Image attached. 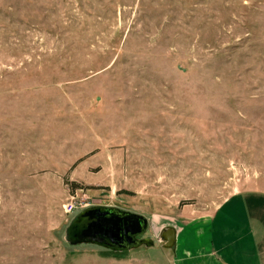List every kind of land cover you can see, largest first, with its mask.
<instances>
[{
	"label": "rangeland",
	"instance_id": "obj_1",
	"mask_svg": "<svg viewBox=\"0 0 264 264\" xmlns=\"http://www.w3.org/2000/svg\"><path fill=\"white\" fill-rule=\"evenodd\" d=\"M244 194L264 195V0H0V264H171ZM95 207L153 246L72 243Z\"/></svg>",
	"mask_w": 264,
	"mask_h": 264
},
{
	"label": "crops",
	"instance_id": "obj_2",
	"mask_svg": "<svg viewBox=\"0 0 264 264\" xmlns=\"http://www.w3.org/2000/svg\"><path fill=\"white\" fill-rule=\"evenodd\" d=\"M211 221L208 240L178 247L171 264H264V195L236 196Z\"/></svg>",
	"mask_w": 264,
	"mask_h": 264
},
{
	"label": "water",
	"instance_id": "obj_3",
	"mask_svg": "<svg viewBox=\"0 0 264 264\" xmlns=\"http://www.w3.org/2000/svg\"><path fill=\"white\" fill-rule=\"evenodd\" d=\"M148 229L147 219L130 211L115 208L95 207L84 209L71 223L68 238L72 243H92L102 247L125 251L146 244L153 246L154 241L137 238ZM165 247L176 242L175 230L163 233Z\"/></svg>",
	"mask_w": 264,
	"mask_h": 264
},
{
	"label": "built area",
	"instance_id": "obj_4",
	"mask_svg": "<svg viewBox=\"0 0 264 264\" xmlns=\"http://www.w3.org/2000/svg\"><path fill=\"white\" fill-rule=\"evenodd\" d=\"M79 209V205L75 202H68L66 203V206L64 207V210L68 214H73Z\"/></svg>",
	"mask_w": 264,
	"mask_h": 264
}]
</instances>
